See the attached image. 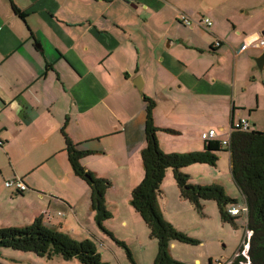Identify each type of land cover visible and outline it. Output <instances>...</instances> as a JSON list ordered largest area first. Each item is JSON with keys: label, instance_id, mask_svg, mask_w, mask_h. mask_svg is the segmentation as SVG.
<instances>
[{"label": "crops", "instance_id": "crops-1", "mask_svg": "<svg viewBox=\"0 0 264 264\" xmlns=\"http://www.w3.org/2000/svg\"><path fill=\"white\" fill-rule=\"evenodd\" d=\"M242 1L0 0V227L22 228L40 217L76 241L93 239L106 264H129L96 226L90 190L68 163L65 135L94 153L82 166L111 183L105 202L116 221L105 229L126 235L125 245L133 236L147 248L148 231L128 202L144 175L143 97L155 103L154 125L173 131L156 133L165 154L202 151L200 134L209 130L227 140L240 119L264 132L253 116L264 111V66L260 73L255 64L264 51V15L254 16L264 13V0ZM181 16L211 25L185 26ZM14 179L26 191L4 187ZM170 247L174 255L176 245ZM151 250L146 264H153L157 248ZM0 257L11 264L57 260L4 249Z\"/></svg>", "mask_w": 264, "mask_h": 264}, {"label": "trees", "instance_id": "trees-1", "mask_svg": "<svg viewBox=\"0 0 264 264\" xmlns=\"http://www.w3.org/2000/svg\"><path fill=\"white\" fill-rule=\"evenodd\" d=\"M12 11L24 19L25 15L16 7L12 6ZM143 99L146 103L145 147L140 152V159L144 175L131 191L130 206L142 220L149 238L157 245L153 264H183L172 258L170 245L173 242L198 244L197 240L176 230L159 209L157 198L161 195L160 186L167 170H171L180 198L188 201L197 212H202L203 201H213L222 223L236 228V220L239 216L243 217L245 229L250 233L248 249L246 256L238 254L230 264H264V132L252 131L250 128L246 132L236 130L229 134L226 146L216 140L206 142L204 149L199 152L165 154L158 146L156 133L164 131L172 134L173 131L161 130L154 125L152 112L155 103L147 97ZM64 140V150L72 173L90 190V208L98 229L117 247L124 249L127 259L134 264L125 244L116 240L104 227L105 222L112 217L105 202L106 193L111 187L110 181L96 177L81 165V160L93 152L78 150L77 145L65 135ZM220 152L229 154L231 179L241 194L242 208H245V211L240 208L235 216L229 215L227 209L238 207L240 203L237 199L228 197L219 185H192L188 175L182 172V169L192 165L216 166L217 154ZM2 249L32 253L46 260L59 257L64 261L77 260L80 264H106L92 240L76 241L61 231L46 227L40 217L22 228H0V251Z\"/></svg>", "mask_w": 264, "mask_h": 264}, {"label": "rangeland", "instance_id": "rangeland-1", "mask_svg": "<svg viewBox=\"0 0 264 264\" xmlns=\"http://www.w3.org/2000/svg\"><path fill=\"white\" fill-rule=\"evenodd\" d=\"M208 1L212 3L214 0ZM236 1L238 2V0ZM246 1L251 5L254 0H243L240 4H244V2ZM243 9L244 8H240L238 12L241 13ZM1 10L3 9L1 8ZM263 15V12H254L256 21H260L261 19H263ZM240 16L242 15L240 14ZM253 116H259V118L264 122V111L255 112ZM217 156L218 160L216 162V166L214 167L198 164L186 167L182 169V171L187 170L188 172H190L191 175L188 176L190 184L219 185L223 188L225 194L228 197L237 199L241 205V194L231 179L228 153L220 152L217 154ZM197 169H202V173L199 174L198 172H196L195 170ZM170 173L171 170H167L166 175L170 176V180L168 182L167 176L165 175V178L160 186L161 195L157 198V204L159 205L160 211L163 214L164 218L176 230L198 241L197 245L173 242L170 246L175 244L176 249L174 251V255L171 254L172 258L183 264H195V260H199L200 263L198 264H208L209 260H212L213 262L220 261L222 264H228L229 262H231L237 251L243 248V245L247 240V236L249 235L245 229L243 217L239 216V218L236 220V228H233L230 224L222 223L219 220L220 218L218 216L216 208L217 206H215L216 204L213 201H203L202 212H197L188 201L180 198L179 190L172 178V174L170 175ZM12 191L15 192L14 190ZM109 192L114 191L110 190ZM128 202L130 204V199L128 200ZM113 208L114 207H111L112 210ZM115 221V216H112L108 221L105 222V224L108 223L114 225ZM115 233L116 237L119 239H117L116 237L114 238L124 243L123 238H126L127 236L122 234L119 230H116ZM89 240L93 241V239ZM128 242V245L125 246L131 254V257L139 260L138 264H146L150 258V251L152 254L151 249L153 247L155 249L157 248V245L153 240H151V244H149L148 242L143 244H148V247L144 250H140L141 248L136 246V241L133 236H129ZM114 245L116 244L114 243ZM247 247L248 246L244 245V251H246ZM120 250L124 254V257L126 258L128 263L132 264L130 260L127 259L125 250L122 248H120ZM4 251L10 253L11 256L13 252H16L10 249H4ZM17 253L24 254L23 252ZM6 258L0 257V259L2 260H0V264H11L9 260H11L12 258ZM56 259L57 260L55 262H47L48 264H59L61 262H65L63 264H80L77 260H71V262L59 259V257H56Z\"/></svg>", "mask_w": 264, "mask_h": 264}, {"label": "built area", "instance_id": "built-area-1", "mask_svg": "<svg viewBox=\"0 0 264 264\" xmlns=\"http://www.w3.org/2000/svg\"><path fill=\"white\" fill-rule=\"evenodd\" d=\"M180 21L183 25L185 26H191L192 23H195L196 25H203V26H210L211 22L209 19L206 18H201L200 20H198L197 22H192L190 19H188L185 16H181ZM219 43H217L218 45ZM259 46L261 48H264V41L261 40L259 42ZM250 128L249 123L246 119H240L237 122H233L230 127H229V134L232 131H241V132H246L248 131ZM200 138L202 141H204V143L209 142V141H220L222 145H227L228 140H219L216 132L214 130H209L207 132H203L200 134ZM1 141H0V145H1ZM4 187L7 189H12L14 190L16 193H22L24 191H26L27 187L26 185L20 180V179H14V180H10V181H6L4 183ZM240 209H238V207L236 206H231L227 209V213L231 216H235L238 214ZM243 211H245V208L242 209ZM241 254L243 256H245L244 251L241 252ZM237 256V255H236ZM213 264H222L220 261H215ZM230 264V262L228 263Z\"/></svg>", "mask_w": 264, "mask_h": 264}, {"label": "water", "instance_id": "water-1", "mask_svg": "<svg viewBox=\"0 0 264 264\" xmlns=\"http://www.w3.org/2000/svg\"><path fill=\"white\" fill-rule=\"evenodd\" d=\"M255 64L257 69L260 71H262L263 66H264V51L263 53L255 60ZM138 90H140V86H136Z\"/></svg>", "mask_w": 264, "mask_h": 264}, {"label": "clouds", "instance_id": "clouds-1", "mask_svg": "<svg viewBox=\"0 0 264 264\" xmlns=\"http://www.w3.org/2000/svg\"><path fill=\"white\" fill-rule=\"evenodd\" d=\"M228 140V139H227ZM237 207V206H236ZM238 209H240V208H238ZM243 209V208H242ZM248 236H247V240L245 241V243H244V245H246V246H248L247 245V241H248V239H249V236H250V233L248 232ZM244 245H243V248H244ZM242 248V251L241 252H243L244 251V249ZM247 249H248V247H247ZM247 249H246V251H244L245 252V256H246V252H247ZM241 252H240V250H238V252L235 254V256L234 257H236V255H238V254H241ZM242 255V254H241ZM234 257H233V259H234ZM232 259V260H233ZM232 260H231V262H232ZM230 262V263H231ZM214 262H212V264H213ZM209 264H210V262H209Z\"/></svg>", "mask_w": 264, "mask_h": 264}]
</instances>
